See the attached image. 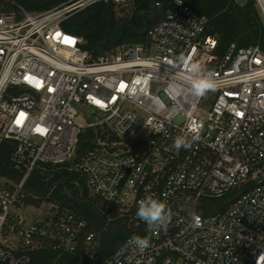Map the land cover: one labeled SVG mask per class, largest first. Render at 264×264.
<instances>
[{"label":"built area","instance_id":"2783aa9c","mask_svg":"<svg viewBox=\"0 0 264 264\" xmlns=\"http://www.w3.org/2000/svg\"><path fill=\"white\" fill-rule=\"evenodd\" d=\"M127 1L75 0L30 14L0 0V146L13 144L10 159L23 170L17 185H0V263L27 264L28 252L44 245L94 260L95 236L80 239L85 224L72 213L30 222L12 213L40 163L69 162L88 194L133 231L103 264H264V53L231 44L217 55L206 18L184 0H174L145 43L103 54L84 51L61 27L72 11ZM253 1L264 21V0ZM180 57L214 72L216 89L191 94ZM87 129L107 131L105 140L75 160ZM181 135L190 149L173 147ZM231 192L224 209L201 213L205 200ZM146 195L173 213L166 230L149 231L137 217ZM135 236L149 246L137 248Z\"/></svg>","mask_w":264,"mask_h":264},{"label":"trees","instance_id":"16d2710c","mask_svg":"<svg viewBox=\"0 0 264 264\" xmlns=\"http://www.w3.org/2000/svg\"><path fill=\"white\" fill-rule=\"evenodd\" d=\"M27 13L37 14L54 8L71 5L75 0H13ZM191 10L206 18V33L216 37V54L222 55L227 47H258L264 53V21L253 0H184ZM131 7L127 17H117V6L97 2L81 10L72 11L62 22L64 31L80 37L82 49L92 55L103 54L117 48L138 45L147 41L146 31L163 19L167 10L174 8V0H128ZM125 4V5H126ZM105 133L87 129L79 134L75 160L87 149L105 140ZM109 142L116 139L109 135ZM12 143L0 146V178L6 186L17 185L23 170L11 161ZM23 206L50 205L54 213L68 211L85 227L80 231L81 239L93 233L96 242L94 260L85 261L79 250L65 253L44 245L28 252L27 264H103L118 246L133 231L126 226L125 219L118 217L117 209L88 194L83 177L73 169L71 163L51 165L40 163L23 183ZM234 192L218 199H208L201 210L212 214L225 208L236 198ZM55 208V209H54ZM7 264V263H0Z\"/></svg>","mask_w":264,"mask_h":264},{"label":"clouds","instance_id":"9594fccd","mask_svg":"<svg viewBox=\"0 0 264 264\" xmlns=\"http://www.w3.org/2000/svg\"><path fill=\"white\" fill-rule=\"evenodd\" d=\"M184 73L181 77L183 82L188 86V91L198 97L204 96L209 91H214L218 81L214 72L203 68L198 63H190L185 61L184 57L178 59ZM176 93L179 94L182 88L174 85ZM198 136H193V140L198 139ZM192 146V140H189L186 135L177 136L174 140L173 147L176 150L181 148L187 150ZM137 217L145 222L149 231L157 229H167L171 222L173 213L167 208L165 202L154 197V195H146L138 202ZM132 243L137 248H147L149 239L147 237L135 236L132 238Z\"/></svg>","mask_w":264,"mask_h":264},{"label":"rangeland","instance_id":"374dc122","mask_svg":"<svg viewBox=\"0 0 264 264\" xmlns=\"http://www.w3.org/2000/svg\"><path fill=\"white\" fill-rule=\"evenodd\" d=\"M131 12V7L129 4H126L121 7H117L115 10L117 17H127ZM82 112V111H81ZM82 114H84L82 112ZM198 116H203L204 112L202 109H200L199 112H197ZM84 117H81V119ZM88 120H91V118H88ZM6 183V180L0 178V185H4ZM52 207L50 205L42 204L39 207H31V206H23L22 204L17 205L12 213L14 215H21L27 222L35 221L38 219H41L44 217L47 213L52 212ZM55 209V208H54Z\"/></svg>","mask_w":264,"mask_h":264}]
</instances>
